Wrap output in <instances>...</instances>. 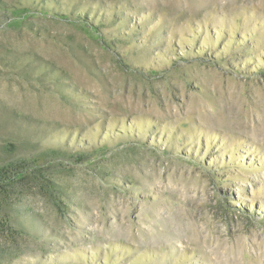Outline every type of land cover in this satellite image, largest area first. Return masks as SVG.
<instances>
[{"label": "rangeland", "instance_id": "obj_1", "mask_svg": "<svg viewBox=\"0 0 264 264\" xmlns=\"http://www.w3.org/2000/svg\"><path fill=\"white\" fill-rule=\"evenodd\" d=\"M0 264H264V0H0Z\"/></svg>", "mask_w": 264, "mask_h": 264}, {"label": "trees", "instance_id": "obj_2", "mask_svg": "<svg viewBox=\"0 0 264 264\" xmlns=\"http://www.w3.org/2000/svg\"><path fill=\"white\" fill-rule=\"evenodd\" d=\"M20 177H23L22 175H20Z\"/></svg>", "mask_w": 264, "mask_h": 264}]
</instances>
